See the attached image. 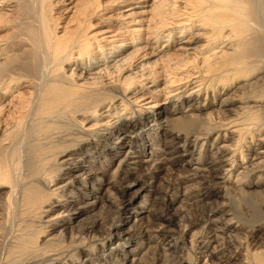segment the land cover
Segmentation results:
<instances>
[{
	"label": "bare ground",
	"instance_id": "bare-ground-1",
	"mask_svg": "<svg viewBox=\"0 0 264 264\" xmlns=\"http://www.w3.org/2000/svg\"><path fill=\"white\" fill-rule=\"evenodd\" d=\"M115 1L72 0L62 25L66 1L0 0V30L16 31L0 41V264H135L142 251L123 246L143 239L123 225L143 211L137 235L164 262L192 250L197 264H264L251 249L264 219L234 209L264 195V0H152L147 19L123 13L122 27L100 28ZM177 33L185 45L169 52ZM167 102L182 112L174 128L162 122ZM145 161L133 190L129 171ZM168 195L183 207L212 201L190 242ZM95 209L84 226L64 218Z\"/></svg>",
	"mask_w": 264,
	"mask_h": 264
},
{
	"label": "rangeland",
	"instance_id": "rangeland-1",
	"mask_svg": "<svg viewBox=\"0 0 264 264\" xmlns=\"http://www.w3.org/2000/svg\"><path fill=\"white\" fill-rule=\"evenodd\" d=\"M56 1H66L61 7H60V9H59V17H60V15H62L63 13H64V17H66V18H64V20L65 21H63V19L61 20V18H60V22H62V25L64 24V23H67V22H69V20H70V15H71V13H70V15H69V12H67V10L73 5V4H71V1L72 0H56ZM116 2V5H115V7H114V15H113V17H110V18H107L106 20L107 21H105V22H102V25H100L101 27L100 28H105V27H113V28H116V27H122L123 25H121V22L124 20L123 18L121 19V15L124 13V14H127V13H129V12H132L134 15H133V17L131 18V17H129V18H125V21L127 20H131V19H135V20H145V19H147V17H148V13L147 12H145V10H147V9H149V5L152 3V0H117V1H115ZM146 2V3H145ZM12 5H14L15 3H11ZM110 6V5H109ZM144 12V13H143ZM109 15H107L106 17H108ZM131 18V19H130ZM119 23V24H118ZM114 24H116L115 26H114ZM129 24H131V23H129ZM119 25V26H118ZM136 24H134L133 26H131V27H134ZM145 25V24H144ZM121 30H126V28H121ZM10 31H12V32H15L16 33V31L14 30V28H12V29H6V28H1V30H0V41H2V40H5V39H11V37L9 36V32ZM177 36H179V33H177L176 34V39H179L178 40V42L177 43H174V44H171L170 45V48L168 49V51L169 52H173V51H175V49L178 47V46H180V45H185L184 43H182L183 41L182 40H180V37H177ZM189 36V35H188ZM188 36H187V38H188ZM185 37V36H184ZM187 38H185V39H187ZM14 40V39H13ZM13 40H11L12 42H15V41H13ZM202 40H203V38L202 37H198V38H196V37H193V41H199L198 43H196L195 45H194V47L193 48H191V51H193V52H198V51H200V49L198 48V47H200L201 46V44H202ZM153 44H155V43H153ZM152 44V45H153ZM160 44V46L162 45L161 43H159ZM151 45V46H152ZM143 46V45H142ZM141 46V47H142ZM151 46L147 49V50H145L146 52H144V53H141L140 54V57L141 56H143L144 54H145V57H148L147 59H146V61L145 62H149V60H153L154 59V57H152L151 55H150V53H151V51H152V49H151ZM21 48H23L22 46H18V47H15L14 48V50L15 51H17V52H22L21 51ZM133 48H131V49H128L127 51H125L123 54H122V56H124L125 54H127V52H129V51H131ZM143 51V50H142ZM192 52V53H193ZM136 60H137V58H136ZM72 67H76V66H71L70 68H72ZM80 68V67H79ZM25 70V69H24ZM25 72H28L27 70H25ZM69 73H71L70 71H69ZM152 85V84H151ZM163 86V85H162ZM143 91L144 92H146L147 91V89L146 90H142V92H139L138 94H142L143 93ZM187 92V91H186ZM185 92V93H186ZM12 97H13V95H10L9 97H8V100H10V99H12ZM160 98H164L163 97V95H161L160 96ZM205 102H207L206 101V99L204 98V97H202V98H200V99H198L196 102H195V104L197 105H200V104H204ZM170 102H167L165 105H164V109H165V114L167 113H169L167 116H170V117H172V118H170V120H166V119H164L163 121H162V119L165 117V115H163L162 117H160V120L164 123V124H167V125H169L171 128H174L175 127V125H177L178 124V121L179 120H176L177 119V117H179L181 114H182V112H180V113H177V114H174V113H171L170 111H168V109L169 110H173L174 108L172 107V105H170L169 104ZM188 104H192V101H189L188 102ZM184 108L186 109L187 108V106L186 105H184ZM9 110V109H8ZM176 121H177V123H176ZM2 141V131H0V142ZM171 145V147L173 148V147H175V142L174 143H171L170 144ZM127 147V146H126ZM148 150H151V146H149L148 145ZM179 152H181L180 151V149L178 150ZM184 158L185 159H187L188 157H186V156H184ZM195 159L192 161V163H190L191 164V166H194L195 165ZM149 164H150V162H144L142 165H140L139 167H137L136 169H130V171L129 172H132L130 175H128L127 176V180L128 181H133L134 183L133 184H135V186L136 187H134V189L133 190H135V189H138L140 186H142V183H143V181H142V177H143V172H144V170L147 168V167H149ZM183 167H184V165H181V167H179L178 169H179V171L181 172L182 170H183ZM160 177L158 178V180L153 184V187L152 188H156L157 187V185L159 184V182H160V180L162 181V182H164V179L165 180H167L169 177H168V172L166 173L165 171H162V172H160ZM234 180H235V178H233ZM138 182L140 183V184H138ZM223 185H230V184H228V182H224V184ZM247 188H249V190H253V187H247ZM143 192H149V190L148 189H146L145 190V188L143 189ZM129 194H127L126 195V197H125V199H126V202H124V203H127V199H129ZM263 197V198H262ZM171 198V195H168L167 197H166V201L167 202H169V203H171V205H172V209H171V213H174V214H179V213H182L184 216H185V218H184V225H192L190 228H189V230H188V232H187V239H188V242H190V239H191V237L195 234V233H197V232H199L200 230H201V228H202V226L203 225H201V224H197V223H195V221L197 220V219H199L201 216H202V213H204L203 211H205V210H202L203 208L205 209V206H207V205H205L204 206V204L203 203H205V202H207V201H211V200H205L203 203H202V201H201V203H199V202H194V201H192V202H194V203H192V205L188 202L187 203V205H185L184 207H183V205H181V201H175V200H171L170 199ZM216 200H219V199H216ZM260 200L263 202L264 201V195H262L261 197H260ZM260 201V207H254V209L252 210V211H250L249 212V207L248 206H246V205H244V204H241V201H239L238 199L237 200H235V204L237 205H235L234 207V209H236L237 210V212H238V215H240L243 219H245L246 221H249L250 219H256V218H260L261 220L262 219H264V215L261 217L260 215H257V213H262L263 212V214H264V202L262 203ZM217 202H219V201H217ZM217 202H214V205H216L217 204ZM140 202H138L137 204H139ZM210 203H212V201L210 202ZM189 204H190V206H189ZM199 205V206H198ZM201 205V206H200ZM76 206H78V204L77 203H74L72 206H70V210L69 211H67L66 213H65V215H67L70 211H75V207ZM124 206H125V208L123 209V211L122 212H124L123 214H127V211H128V213H129V210H130V207L127 205V204H124ZM204 206V207H203ZM140 208H141V206H139ZM181 207H183L182 209H181ZM198 207H200V209L198 208ZM231 206L230 205H227L225 208H227L226 210H228L229 208H230ZM185 208V209H184ZM188 208V209H187ZM196 208H197V210H196ZM202 208V209H201ZM185 210V211H184ZM200 210H202V211H200ZM244 210H246L247 211V213L249 212V214H251V215H248V217H247V215H246V211H244ZM98 211V209H95L93 212H89V213H86V214H84V215H79V216H76V217H74V218H72V214L70 215V216H66V217H64L65 219L66 218H68V221L70 222V224L69 225H76L77 223H79V227H80V225H86L87 223H89L90 221H91V219L93 218V216H94V214L96 213ZM196 211V212H195ZM200 211V212H199ZM255 212H257V213H255ZM199 213V214H198ZM151 213H149L148 211H143L139 216H137V218L135 219L134 217L133 218H131L129 221H126L125 223H124V225H123V228L125 229V230H130L132 233H133V236H134V238H138V240L139 239H143V243H139L138 241H137V239H136V241L138 242V244H137V242H135V241H133V242H131V243H127V244H125L124 246H123V249H129V248H137V249H140L141 251H142V257L135 263V264H172L171 262H175L176 260L178 261V258H180L181 260L183 259V258H185L186 256H190L189 258L191 259V260H193V264H197V262H196V253L194 252V251H192V250H189L190 251V253H189V255H185V254H187V252L185 253V252H183V254H184V256H180V254H178V255H176L175 256V258H171L172 259V261L171 262H164V256H162V252H161V249H159L158 247H153V248H148V246L146 245V242H148V239H147V236L145 237H142L141 238V236L140 235H137V228H138V225H140L141 223H144V222H147L148 221V218H149V215H150ZM186 214V215H185ZM188 215V216H187ZM190 215V216H189ZM177 216H179V215H177ZM199 217V218H198ZM134 221V222H133ZM264 221V220H263ZM248 223H250V222H248ZM137 224V225H136ZM77 226V230L79 229V227ZM175 226V225H174ZM176 227V229H178V226H175ZM62 227L61 226H58V227H56L54 230H52V227H49L48 228V230H50V231H48L47 233H45V234H48V237H51V236H55V235H57V234H59L60 233V229H61ZM263 232H258V233H254V236H255V238H254V241H253V243H252V247H251V249L253 250V251H255V252H264V235L262 234ZM48 237H46V238H48ZM116 239H115V241L114 242H112V244H110V242H108V243H106V247H108V246H111V245H115L116 244ZM86 243V242H85ZM87 245H89L90 244V242H88L87 241V243H86ZM152 244L154 245V242H152ZM254 244V245H253ZM102 245H100V247H101ZM99 247V246H98ZM245 247H246V245H245ZM101 248H103V247H101ZM243 248H244V245H243ZM161 256V257H160ZM160 257V258H159ZM163 257V258H162ZM243 257V256H242ZM179 259V260H180ZM195 262V263H194ZM237 263V261H232V263L231 264H236Z\"/></svg>",
	"mask_w": 264,
	"mask_h": 264
}]
</instances>
